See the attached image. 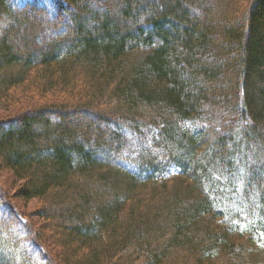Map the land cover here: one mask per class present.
Listing matches in <instances>:
<instances>
[{
  "label": "trees",
  "instance_id": "trees-1",
  "mask_svg": "<svg viewBox=\"0 0 264 264\" xmlns=\"http://www.w3.org/2000/svg\"><path fill=\"white\" fill-rule=\"evenodd\" d=\"M0 109L10 261L264 264V0H0Z\"/></svg>",
  "mask_w": 264,
  "mask_h": 264
},
{
  "label": "rangeland",
  "instance_id": "rangeland-1",
  "mask_svg": "<svg viewBox=\"0 0 264 264\" xmlns=\"http://www.w3.org/2000/svg\"><path fill=\"white\" fill-rule=\"evenodd\" d=\"M112 8H113V6H112ZM37 33L41 37H44V34H46V32H43V30H41L39 32L37 30ZM24 35H25L26 39H31V34L28 33L26 30L22 29L20 31V36L24 37ZM17 42H18L17 44L20 46L18 48L23 49L24 44L20 40H17ZM4 112L5 111L3 109H0V114H2ZM79 115L75 116V119L78 118ZM87 118H88V120L90 119V117H87ZM91 120H94V119H91ZM103 128L104 129L105 128L111 129L112 126H109V127L103 126ZM108 134L110 135V133H107V136L109 137ZM130 149H131V146L126 145L124 148V153L127 154L130 151ZM106 153L102 154L104 159L107 158L109 155L117 157L113 153H109V154L108 153L106 154ZM19 185H20V182L16 181V179L12 176V174L8 170H5V169L0 167V194L3 196L4 200L8 201L9 205L15 211H17L18 213L21 214L23 221L26 224H28V226H30L29 224L31 223L32 224L31 226L34 225L38 230H40V231L42 230L41 232H47L50 228V225H52V221L50 219H48L47 221H44V219H42L38 216L36 211H38V209L40 207V201L35 200V199L22 201L21 199H19L16 196V192L19 188ZM44 227L47 231H45ZM47 227H49V228H47ZM50 230H52V228H50ZM48 244H49L51 249H53L54 251H56V253H58V257H61L59 255V253L61 252V248H59V246L54 245L50 241ZM12 245H13V242H11L8 239L7 234L1 233L0 234V257H3V258L5 257L6 261H8L9 264H19L16 261H14V262L10 261V257H9L8 252H9V249L12 248Z\"/></svg>",
  "mask_w": 264,
  "mask_h": 264
},
{
  "label": "snow or ice",
  "instance_id": "snow-or-ice-1",
  "mask_svg": "<svg viewBox=\"0 0 264 264\" xmlns=\"http://www.w3.org/2000/svg\"><path fill=\"white\" fill-rule=\"evenodd\" d=\"M241 172H243V170H241ZM238 190H239V188H238ZM230 191V190H229ZM259 207V206H258ZM262 235H264V233H262Z\"/></svg>",
  "mask_w": 264,
  "mask_h": 264
}]
</instances>
